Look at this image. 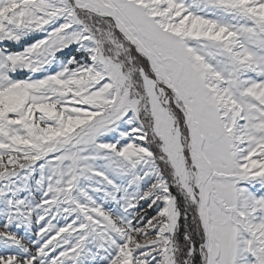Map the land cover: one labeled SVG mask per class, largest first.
I'll list each match as a JSON object with an SVG mask.
<instances>
[{
    "label": "snow or ice",
    "instance_id": "obj_1",
    "mask_svg": "<svg viewBox=\"0 0 264 264\" xmlns=\"http://www.w3.org/2000/svg\"><path fill=\"white\" fill-rule=\"evenodd\" d=\"M0 264H264V0H0Z\"/></svg>",
    "mask_w": 264,
    "mask_h": 264
}]
</instances>
